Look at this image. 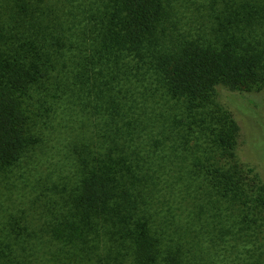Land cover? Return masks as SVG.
Segmentation results:
<instances>
[{"label":"trees","instance_id":"obj_1","mask_svg":"<svg viewBox=\"0 0 264 264\" xmlns=\"http://www.w3.org/2000/svg\"><path fill=\"white\" fill-rule=\"evenodd\" d=\"M175 1L185 8L194 4L207 21L200 32L172 34L164 22ZM98 37L96 55L122 63L135 58L136 66L154 63L169 94L186 97L191 105L209 103L218 87L241 96L264 87V0H0L1 164L17 160L39 138L37 124L49 117L48 100L68 96L60 84V57L70 49L65 45L89 38L93 44ZM111 92L106 87L101 97L110 98ZM237 131L230 113H217L210 128L211 152L193 163L194 179L233 202L239 215H251L254 224L247 229L256 225L255 239L259 235L264 243V183L236 161ZM111 140L78 155L81 177L60 215L41 220L3 215L0 264L193 262L208 198L194 216L168 220L160 215V220L145 197L148 184L159 180L161 165L155 162L134 173L125 148ZM150 158L144 156L147 162Z\"/></svg>","mask_w":264,"mask_h":264},{"label":"rangeland","instance_id":"obj_2","mask_svg":"<svg viewBox=\"0 0 264 264\" xmlns=\"http://www.w3.org/2000/svg\"><path fill=\"white\" fill-rule=\"evenodd\" d=\"M173 8L164 23L174 36L188 29L200 32L207 23L193 9L194 4L185 8L175 1ZM93 32L89 29L87 34ZM99 38L93 44L89 38L65 45L70 49L60 57V84L68 96L48 100L49 117L37 124L39 138L17 160L0 163V223L3 215H34L40 220L60 215L65 197L81 177L78 155L114 139L127 152V166L137 168H131L132 172L155 162L162 166L156 185L148 184L150 198L145 197L160 220V215L168 220L194 216L200 201L208 198L191 264H264V243L259 235L255 239L260 230L253 225L252 216L239 215L238 206L193 174L196 159L211 152L214 117L228 112L238 125L233 148L236 161L249 166L264 183V87L242 96L218 87L209 103L191 105L186 97L169 94L154 63L136 66L135 58L122 63L96 55ZM106 87H112L110 98L101 97ZM116 126L120 131H114ZM146 154L151 157L149 162L144 159ZM159 219L155 222L160 225ZM250 222L252 227L247 229ZM172 239L176 243L174 236Z\"/></svg>","mask_w":264,"mask_h":264}]
</instances>
